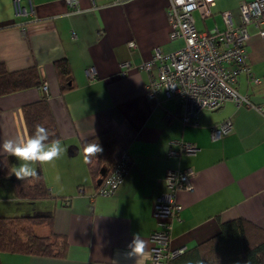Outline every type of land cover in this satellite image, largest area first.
<instances>
[{"label": "crops", "instance_id": "1", "mask_svg": "<svg viewBox=\"0 0 264 264\" xmlns=\"http://www.w3.org/2000/svg\"><path fill=\"white\" fill-rule=\"evenodd\" d=\"M168 1L77 0L70 5L31 0L30 12L29 2L22 0L28 12L18 14L13 0H0V62L12 70L38 66L66 147L53 164L37 166L51 192L47 199L19 195L13 173L0 178V216L52 212L53 231L69 242L65 258L4 251L0 264H151L153 208L167 190L164 177L171 168L194 171V188L178 193L183 208L173 223L172 249L190 250L216 235L222 221L237 217L264 229V37L248 25L249 69L239 74L237 85L257 106L226 100L219 109L200 111L184 122L182 100L164 89L147 96L152 75L141 68L156 48L170 53L184 45L182 38L170 37ZM242 1L250 0H214L206 18L195 10L197 27L224 29L226 10L239 25ZM63 57L70 60L74 80L64 93L54 65ZM253 77L261 82L254 84ZM41 97L39 87L0 96V142L28 136L22 108ZM228 119L232 129L215 135ZM103 132L117 140L115 158L125 151L130 155L111 195L96 194L97 180L82 148L85 139ZM180 142L197 144V152L170 156ZM8 157L11 167L19 165L16 157ZM37 231L45 234L50 228ZM136 235L146 244L137 257L130 247Z\"/></svg>", "mask_w": 264, "mask_h": 264}, {"label": "built area", "instance_id": "2", "mask_svg": "<svg viewBox=\"0 0 264 264\" xmlns=\"http://www.w3.org/2000/svg\"><path fill=\"white\" fill-rule=\"evenodd\" d=\"M30 12H34L31 0ZM75 5L77 0H67ZM16 13H27V6L22 0H13ZM214 0H169L167 17L171 26L170 37L184 40V45L170 53H163L159 48L152 56L142 63L141 68L151 73L147 84V96L156 97L161 89L167 95L179 98L185 104L182 119L189 122L192 117L203 110L219 109L226 100L250 107L257 105L249 95L242 94L237 89L239 74L248 71L247 45L250 38L248 25H253L259 35L264 37V0L242 1L240 3V24L234 25L232 12H222L226 24L224 29L215 26L211 29L200 30L195 22L194 11L198 10L203 18L212 14L211 5ZM130 45L135 46L134 42ZM129 66V63H125ZM157 67V74L153 73ZM90 76H95V69H89ZM124 70L122 74H126ZM260 79L253 77V83L259 84ZM48 95V87L43 85ZM49 96V95H48ZM233 127L230 119L224 121L214 134L217 136L227 133ZM178 149L170 148L169 155L177 157L182 153L194 154L198 146L192 142H180ZM130 164L128 152H122L117 162L111 167L96 194L111 195L119 187ZM192 169H168L164 181L167 190L156 199L153 217L157 226L151 239V264H167L168 260L182 252L184 248H171L173 223L179 218L183 208L178 199L180 190L194 188Z\"/></svg>", "mask_w": 264, "mask_h": 264}, {"label": "trees", "instance_id": "3", "mask_svg": "<svg viewBox=\"0 0 264 264\" xmlns=\"http://www.w3.org/2000/svg\"><path fill=\"white\" fill-rule=\"evenodd\" d=\"M54 65L61 92L73 88L70 60L63 57L56 60ZM43 85L44 80L36 64L12 70L5 62H0V96L32 87H39L42 90V97L39 100L27 103L22 108L28 135L34 131L35 125L41 124L53 134L50 139L60 138ZM85 142L99 143L103 149L88 163L99 187L119 158L114 156L117 140L111 132H103L85 139L82 142L83 149ZM10 174V158L0 156V178L8 177ZM38 176L39 180L34 182L16 179L14 184L19 195H26L34 200L49 198L51 192L42 173L39 172ZM44 225L49 226L50 231L42 234L37 230ZM52 226V212L18 217L0 216V253L11 251L65 258L69 252L68 239L55 233ZM167 264H264V229L243 217L222 221L220 231L216 235L190 250L185 249L184 252L170 258Z\"/></svg>", "mask_w": 264, "mask_h": 264}, {"label": "clouds", "instance_id": "4", "mask_svg": "<svg viewBox=\"0 0 264 264\" xmlns=\"http://www.w3.org/2000/svg\"><path fill=\"white\" fill-rule=\"evenodd\" d=\"M53 134L41 124L35 125L34 131L27 137L8 138L0 142V155L14 156L20 162L18 166L11 167V173L21 181H38L37 166L53 164L66 152V147L59 138L50 139ZM85 163H90L92 157L102 152L99 143L84 144ZM59 180V176H57ZM132 255H143L146 244L136 235L130 245Z\"/></svg>", "mask_w": 264, "mask_h": 264}, {"label": "water", "instance_id": "5", "mask_svg": "<svg viewBox=\"0 0 264 264\" xmlns=\"http://www.w3.org/2000/svg\"><path fill=\"white\" fill-rule=\"evenodd\" d=\"M102 172L104 173L105 172V169H103Z\"/></svg>", "mask_w": 264, "mask_h": 264}, {"label": "rangeland", "instance_id": "6", "mask_svg": "<svg viewBox=\"0 0 264 264\" xmlns=\"http://www.w3.org/2000/svg\"><path fill=\"white\" fill-rule=\"evenodd\" d=\"M45 84V83H44ZM120 157V156H119Z\"/></svg>", "mask_w": 264, "mask_h": 264}]
</instances>
